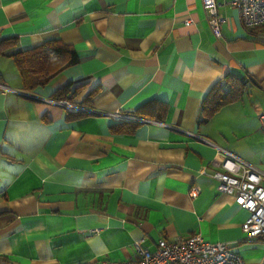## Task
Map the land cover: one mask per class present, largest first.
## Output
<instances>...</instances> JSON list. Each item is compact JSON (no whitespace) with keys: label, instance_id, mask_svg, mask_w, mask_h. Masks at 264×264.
<instances>
[{"label":"crops","instance_id":"obj_1","mask_svg":"<svg viewBox=\"0 0 264 264\" xmlns=\"http://www.w3.org/2000/svg\"><path fill=\"white\" fill-rule=\"evenodd\" d=\"M216 2L220 37L202 0H0L8 50L58 37L78 56L26 92L0 54V264L120 261L136 240L153 250L194 232L245 264L264 261V240L241 230L247 212L201 172L217 146L264 171V25L247 28L229 0ZM225 75L242 92L201 121ZM67 86L69 107L48 101ZM122 120L139 125L113 131Z\"/></svg>","mask_w":264,"mask_h":264},{"label":"built area","instance_id":"obj_2","mask_svg":"<svg viewBox=\"0 0 264 264\" xmlns=\"http://www.w3.org/2000/svg\"><path fill=\"white\" fill-rule=\"evenodd\" d=\"M239 11L242 24L247 28L264 25V0H229ZM208 23L215 37L221 36L225 21L218 12L216 0H202ZM191 18L185 20L189 25ZM58 106L69 107L65 100H48ZM115 119L129 116L110 113ZM264 127V113H258ZM211 161V168L203 167L202 173L216 180V189L234 197L237 205L247 212L241 230L248 239L264 238V171L245 163L235 153L223 147ZM199 187L194 186L190 194L195 196ZM142 239L134 241L135 257L120 261H103L101 264H245L243 258L226 242H212L199 233H191L174 240L159 239L153 250L141 246Z\"/></svg>","mask_w":264,"mask_h":264},{"label":"trees","instance_id":"obj_3","mask_svg":"<svg viewBox=\"0 0 264 264\" xmlns=\"http://www.w3.org/2000/svg\"><path fill=\"white\" fill-rule=\"evenodd\" d=\"M15 42L14 37L0 40V54L7 55L13 59L21 78L22 89L26 92H32L37 86L48 84L64 68L78 62V56L74 48L61 41L58 37L48 38L34 47L8 50L7 47L13 46ZM227 78H229V81H227ZM223 80L225 81H218L213 85L203 101L202 111L204 115L200 119L201 121H206L216 110L237 98L242 92L244 86L242 80L234 79L231 75H225ZM226 85H228L227 89L223 90V86ZM92 95L93 92H90L87 95V99H90ZM51 98L69 101V87L57 89ZM157 107L161 110L165 108L162 104H158ZM69 114L78 116L82 112L70 111ZM135 115L143 117L145 114L135 113ZM138 125V121L122 120L113 123L111 129L118 132H133ZM260 239L264 240V238ZM261 264H264V261Z\"/></svg>","mask_w":264,"mask_h":264}]
</instances>
